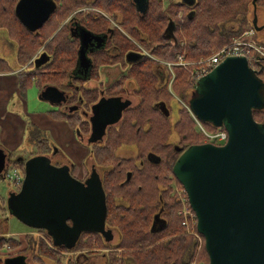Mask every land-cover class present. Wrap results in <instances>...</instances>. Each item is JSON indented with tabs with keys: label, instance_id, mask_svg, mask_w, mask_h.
<instances>
[{
	"label": "trees",
	"instance_id": "obj_1",
	"mask_svg": "<svg viewBox=\"0 0 264 264\" xmlns=\"http://www.w3.org/2000/svg\"><path fill=\"white\" fill-rule=\"evenodd\" d=\"M19 0H0V47H5L13 53V63L2 57L0 53V73L21 69L17 74L19 78L18 89L20 96L24 98L27 89L32 88V77L36 75V69L31 63L35 55L43 48L51 56L49 65L41 68L46 71L51 65L53 69H61L66 66L69 70L73 64L72 50L66 49L65 27L62 22L73 14L74 11L86 7L100 8L110 15L120 17L121 26H133L129 32L134 48L143 47L157 60L171 62L177 54H184L185 59L197 61L207 57L221 47L228 45L232 37L243 33L252 23L249 19V11L254 4L253 0H192L189 4L178 3L177 0H150L144 12L140 15L128 6L129 0H54L57 10L50 15V19L36 31H28L16 18L15 4ZM256 5L263 6L264 0H256ZM183 18L178 19L179 12ZM91 15L94 12L90 13ZM91 24L93 19L90 17ZM176 22L173 32L177 41L168 42L162 38L166 24ZM133 41V42H132ZM2 50V49H1ZM257 76L264 82V62L254 68ZM39 71V70H38ZM134 86L139 88L140 102L138 111L128 113L129 120L134 119L131 131L127 137L122 132L110 131L104 144L92 146L91 158L93 163L100 167L102 187L106 197V227L111 229L117 242L109 246L98 233L84 232L80 236L76 249L85 248H110L114 249L107 257L106 264H191L196 261L208 264V256L196 238L189 235L182 226V220L177 215L178 200L174 193L173 183L176 180L172 166L179 156L169 142V135L175 133L178 136L177 144L183 149L195 144H201L203 135L195 127V121L189 110L182 106L178 110L177 120L169 123L167 119L158 120L153 109L155 102L161 100V94L154 89L152 72L163 74L167 89L170 74L166 67L156 61L147 60L133 64ZM174 80L172 89L174 95L182 102L189 101L194 94V83L188 78V71L181 67H173ZM48 79L46 73L43 74ZM38 77V76H37ZM39 79V77H38ZM41 80V79H40ZM32 86V87H30ZM154 90V91H153ZM167 91V90H165ZM264 93V92H263ZM254 119L264 123V108L254 110ZM50 118L66 121L70 127H79L76 116H66L60 110L49 112ZM129 122V121H128ZM130 123V122H129ZM146 123L149 137L146 141L137 138L131 139L130 133H136L135 128L139 124ZM208 131L216 130L210 124ZM133 143L139 149L138 161L142 165L138 167L131 159L117 157V149L126 144ZM49 143L37 140L34 145L36 152L24 153L21 162L14 160L11 164L24 173V163L35 155L50 151ZM151 153L158 158V162H150L147 154ZM132 173V179L126 181V174ZM130 182V185H127ZM176 183V182H175ZM167 188L166 191L162 187ZM181 188V185H180ZM161 214L166 226L160 232H151L152 220L155 214ZM32 233L16 237L0 238V249L8 246V254L0 255V264L3 259L14 251H24L27 248H39L33 256L35 261L41 258H51L55 264L61 261L57 258L59 253L52 250L41 237L33 234L35 231L42 233L44 238L51 242L45 230L32 228ZM203 256V260L198 261Z\"/></svg>",
	"mask_w": 264,
	"mask_h": 264
},
{
	"label": "water",
	"instance_id": "obj_2",
	"mask_svg": "<svg viewBox=\"0 0 264 264\" xmlns=\"http://www.w3.org/2000/svg\"><path fill=\"white\" fill-rule=\"evenodd\" d=\"M133 1L137 13L144 14L147 0ZM15 5L16 18L28 31L39 29L53 11L47 0H19ZM127 58L137 61L140 56L129 53ZM32 61L36 67V59ZM193 89L187 101L191 115L227 133L223 145L202 143L183 149L171 167L196 216L208 264H264V123L252 113L264 108V82L244 57H228L199 78ZM129 103L120 96L101 103L110 118L98 105L92 130L100 133L106 124L116 122ZM49 159L35 155L25 160L22 185L6 200L10 214L26 226L45 230L54 248L74 249L84 232L112 241L113 231L104 223L106 197L95 167L79 182L67 165L56 166ZM151 161L156 163L158 158ZM12 162L0 146V177ZM158 218L159 213L153 217L151 232L166 226L161 219L156 229ZM3 264L25 263L16 255L5 257Z\"/></svg>",
	"mask_w": 264,
	"mask_h": 264
},
{
	"label": "flooded vegetation",
	"instance_id": "obj_3",
	"mask_svg": "<svg viewBox=\"0 0 264 264\" xmlns=\"http://www.w3.org/2000/svg\"><path fill=\"white\" fill-rule=\"evenodd\" d=\"M47 1L53 5V11L50 14L52 15L57 10L56 3H54V0ZM164 1L165 0H161L163 5ZM177 2L190 4L192 0H177ZM253 2V8L251 7L249 11V13L252 11L253 14L249 15L248 13L250 22L252 23V35L254 39L264 47V23H260V19L258 15H256V0ZM149 3L150 0H147V6ZM128 6L132 11L135 10L137 12V5L133 0H129ZM92 12H94L93 15L90 14ZM50 15L48 16V20L50 19ZM90 17L93 19V24H91V20L89 21ZM181 17L183 18V13L180 11L178 19ZM175 24L176 22H169L166 24L167 26L162 35V38H164L165 41H177L176 35L173 33L176 29ZM61 27H65L64 29L66 30L65 37L68 41H65V46L66 49L70 48L73 52L71 54L74 55L72 61L73 64L69 67V70H67L66 66H62L61 69H53L54 65H51L46 71L41 70V68L49 65L51 62V56L48 51H45V49L42 48L33 58V60L36 59V67L34 62L31 61L32 65L37 70L36 75L32 77L33 83L36 85L32 88L36 90L41 101L48 102L53 107L52 110L56 108V110L62 111L66 116L78 117L79 127L76 129L70 127L66 121H62L72 129L74 140L79 148V150L72 151L71 154H81H79V162L75 163L73 159H71V156H69V152L66 153L65 150L60 147L56 148V146L49 141L50 151H45L39 155H46L50 158L49 160H51L52 164L56 166L67 165L70 174L79 180V182H83L90 175L93 167H95V171L101 178L100 167H97L91 158L92 146H100V144H104L110 131L122 132L123 137H127V134L132 129V124L135 123L134 119L129 120L127 118L129 112L135 113L138 111V103L140 102L139 88L134 86L133 77L135 73L133 71V64L140 63V61L147 62V60H154L158 62V64H161L163 61L157 60L153 55L146 52L143 47L137 46V48H134L129 43L131 41L129 32L132 31L133 26H121L120 17L118 15L107 14L106 11L100 8L86 7V9L82 8L74 11L73 14L68 15L60 28ZM83 36L86 38L83 53L85 60L83 62L84 65L81 66L79 53L82 49ZM129 53L137 54L140 58L137 61H129L127 58ZM44 73H46L48 79L44 77ZM152 75L153 79L151 83L155 85L154 89L162 96L161 100L153 103V109L156 112L155 117H157L158 120L167 119L169 123H174L177 120V118L175 119L171 116V106L172 109L175 106L173 98L177 100L173 90H171L174 79L169 80L167 84L168 87L165 89L167 91H165L163 89L166 80L163 77V74L161 72H152ZM118 96L129 100L131 102L129 103V107L121 112V116L116 122L106 124L100 133L96 130H92V121L96 115L97 107L102 105L101 103L106 102L109 98ZM180 107L178 106L174 109V111H176L175 116H177ZM102 112L106 117L110 118L112 116L107 110V107H105ZM139 126L140 125L137 124L134 130L136 133H130V136H133L131 139L139 138L146 141L149 137L147 130L148 127L146 126V123H143L141 128H139ZM46 136L47 135L44 134L41 129L38 130V140L48 142ZM178 140V136L175 134V139L171 142L174 150L181 153L183 148L177 144ZM115 154L119 158L133 160L132 163L136 164L138 167L142 165V162L137 160L139 157V149L133 143L120 146ZM150 154L151 153H148L146 156L148 161L151 162V160L154 159V156L153 154ZM9 155L12 158L11 154ZM16 159H22V156L21 158L16 157ZM88 159L92 161L91 164L87 163ZM128 176L129 179L127 180ZM131 179L132 173L129 172L126 174V181ZM162 190L166 191L167 188L163 186ZM161 219L163 220L161 214H159V218L156 220V229L160 228L162 224ZM113 235L115 234L113 233L112 236ZM105 244L112 246L110 242H105ZM37 251L42 252L43 250L39 248H27L24 251L17 252V255L23 257L25 264H30L28 262L29 260H32L31 264H55L51 258L46 257H42L40 261H35L33 256L39 254ZM56 251L59 253L57 258L61 261L58 264H106L107 257L110 254L113 256L112 252L114 249L74 248L69 250L61 248Z\"/></svg>",
	"mask_w": 264,
	"mask_h": 264
},
{
	"label": "crops",
	"instance_id": "obj_4",
	"mask_svg": "<svg viewBox=\"0 0 264 264\" xmlns=\"http://www.w3.org/2000/svg\"><path fill=\"white\" fill-rule=\"evenodd\" d=\"M21 69H12L10 72L0 73V146L8 154H11L14 160L16 157L24 155L25 149L22 150L23 145L25 148L35 145L38 140V130L53 129L60 130V134L52 133L55 141L60 145V148L65 149L67 152L79 150L76 141L74 140L73 131L67 124L60 120H54L50 118L49 111L46 116L43 115H31L27 116V120H24L20 114L16 113L17 103H24L27 100L28 90L24 94V98L20 96L18 83L19 78L17 74L21 72ZM53 111V110H52ZM52 120V121H51ZM53 121L55 123H53ZM43 132V131H42ZM53 144V143H52ZM54 146L58 147L57 144ZM73 148V150H71ZM29 149V148H28ZM73 155L79 160L81 153ZM69 156H71L69 154ZM72 158V156H71ZM8 223H4L0 220V238H8L10 233L7 232L6 227ZM8 228V227H7ZM32 233V231L27 232ZM3 249H0V255L3 256ZM8 254V253H6Z\"/></svg>",
	"mask_w": 264,
	"mask_h": 264
},
{
	"label": "built area",
	"instance_id": "obj_5",
	"mask_svg": "<svg viewBox=\"0 0 264 264\" xmlns=\"http://www.w3.org/2000/svg\"><path fill=\"white\" fill-rule=\"evenodd\" d=\"M252 29L245 30L243 33L238 34L233 37L230 43L224 47H221L219 50L214 52L208 57L200 58L195 62L186 61L184 55H177V62L174 64H168L169 69L172 71L174 66H179L184 68L189 73V80L192 83L208 74L213 70L221 61L225 60L228 57H244L246 61L250 64L251 67L259 65L261 62H264V47L258 43L253 37ZM172 74L171 80L174 79ZM194 121L197 123V128L203 135L204 143H212L215 145H222L226 142L227 133L223 128H218L213 132L207 131L203 128L202 124L193 116ZM4 178L7 180V183L12 188L16 190L20 189V186L23 182V174L20 169L14 166H7L4 170ZM184 189H174L176 199L178 200L179 208L177 215L182 220V226L185 228L187 234L192 235L196 238L199 243V248L202 246L201 235L196 231V216L189 207V202ZM52 248V245L49 244ZM191 264H202L196 261Z\"/></svg>",
	"mask_w": 264,
	"mask_h": 264
},
{
	"label": "rangeland",
	"instance_id": "obj_6",
	"mask_svg": "<svg viewBox=\"0 0 264 264\" xmlns=\"http://www.w3.org/2000/svg\"><path fill=\"white\" fill-rule=\"evenodd\" d=\"M253 8V7H252ZM255 8H256V15H258V17H259V21H260V23H264V5L263 6H259V5H255ZM252 15L253 14V12L251 11V13H249V15ZM67 19V18H66ZM65 19V20H66ZM65 20L62 22V24L65 22ZM61 24V25H62ZM60 25V26H61ZM248 29H252V28H250V26L247 28V30ZM233 38V37H232ZM2 49V50H1ZM0 53H2V57L3 58H5L8 62H9V64L10 63H13V53H12V51L11 50H8V49H6L5 47H0ZM177 55H184V54H177ZM177 55H176V57H177ZM184 58H185V55H184ZM33 60V59H32ZM31 60V61H32ZM186 60V59H185ZM186 61H188V60H186ZM177 62V60H176V58H175V60L174 61H171V62H165V61H163L161 64H163V66L164 67H166V69H167V71L169 72V74H170V76H172V74L174 75V72H173V68H172V71L169 69V67H168V64L167 63H170V64H174V63H176ZM174 67H179V66H174ZM184 69V68H183ZM184 70H186V69H184ZM188 73V72H187ZM175 76V75H174ZM173 76V77H174ZM34 86V85H33ZM30 87H32V86H30ZM39 95H38V93L36 92V90L34 89V88H30L29 90H28V94H27V100H26V102H25V104L22 102L21 104L20 103H17V106H16V108H14L15 110H16V113H18V114H20L22 117H24V120H27V116L29 115V114H31V115H34V114H37V115H43V116H46V114L49 112V111H52V109H53V107L48 103V102H45V101H41L40 99H39V97H38ZM176 99L177 100H175L174 98H173V100H174V102L173 103H175V106L173 107V109H172V106H171V112H172V117L173 118H177V116H175L176 115V111H174V109H176L178 106L180 107V106H185L186 108H187V106H186V102H180V100L176 97ZM178 102V103H177ZM54 110H56V108H54ZM194 120V119H193ZM52 121V120H51ZM201 122V124L204 126V128H206V129H209V128H207V126L205 125V123L204 122H202V121H200ZM53 123H55L54 121H53ZM195 123V127L194 128H197L198 126H197V123L196 122H194ZM197 130H198V128H197ZM43 131V133L44 134H46L47 136H46V139L48 140V143H49V141L51 142V143H53V145L54 144H57L58 145V147H60V145L55 141V139H54V136H53V134L52 133H56V134H60L61 133V131L58 129V130H56V129H53V132L50 130V129H45V130H42ZM199 131V130H198ZM52 132V133H51ZM131 137H133V136H131ZM174 139H175V133H172L170 136H169V142H171V141H174ZM132 141H133V139H132ZM139 142V138H137V140H136V142L135 143H138ZM176 142V141H175ZM203 142V141H202ZM172 143V142H171ZM22 147H24V148H22V150L23 149H25V153H28V152H32V153H35L36 152V148H34V146L33 145H31V146H28V148H25V145H23ZM58 147H56V148H58ZM65 150V149H64ZM71 150H73V148H71ZM65 152L66 153H68L66 150H65ZM79 152H81V151H79ZM24 154V153H23ZM68 154H70L71 156H72V158L71 159H73V161L75 162V163H78L79 162V160L78 159H76V157L73 155V154H71V153H68ZM25 155V154H24ZM87 163H89V164H91L92 163V161L90 160V159H88L87 160ZM175 182L172 184L173 185V187H174V189H180V183L178 182V181H176V180H174ZM128 184L127 185H130L131 183L130 182H127ZM16 192H18V190H16L15 188H12L11 186H9L8 185V183H7V180L4 178V177H0V220L2 221V222H4V223H8L9 224V226H7L6 227V230H7V232L8 233H10V235L11 236H13V237H16V239L17 238H19L20 236H22V235H25V234H27V232H30V231H32L33 229L31 228V227H29V226H26V224H24L23 222H21L19 219H17L15 216H13V215H11L10 214V212L8 211V209H7V206H6V200H7V198H8V195L10 194V193H16ZM33 234H35L36 236H39V237H41V234L42 233H40V232H38V231H35ZM114 236V238H113V240L112 241H110V243L111 244H115L116 242H117V236H115V235H113ZM10 237V236H9ZM43 240L45 241V242H47V243H49V241L46 239V238H43ZM7 246V245H6ZM8 247V246H7ZM7 249V248H6ZM52 250H54V251H56V249H54L53 247L51 248ZM204 249H205V247H204ZM206 251V250H205ZM8 252V250H6V251H3L2 253H7ZM58 252V251H57ZM15 254V256L17 255V251H14V252H11V254L10 255H13V254ZM207 254V253H206ZM208 256V255H207ZM203 259H205V258H203V256H200L199 257V260L198 261H201V260H203ZM208 261H209V259H208ZM30 264H31V262H32V260L30 261H28Z\"/></svg>",
	"mask_w": 264,
	"mask_h": 264
}]
</instances>
